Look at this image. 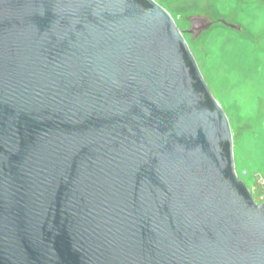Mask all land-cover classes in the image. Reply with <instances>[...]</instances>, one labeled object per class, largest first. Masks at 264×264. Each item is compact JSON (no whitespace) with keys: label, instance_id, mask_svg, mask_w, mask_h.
<instances>
[{"label":"water","instance_id":"obj_1","mask_svg":"<svg viewBox=\"0 0 264 264\" xmlns=\"http://www.w3.org/2000/svg\"><path fill=\"white\" fill-rule=\"evenodd\" d=\"M0 264H264V202L154 0H0Z\"/></svg>","mask_w":264,"mask_h":264},{"label":"rangeland","instance_id":"obj_2","mask_svg":"<svg viewBox=\"0 0 264 264\" xmlns=\"http://www.w3.org/2000/svg\"><path fill=\"white\" fill-rule=\"evenodd\" d=\"M172 17L232 132L238 176L264 202V0H154ZM220 21L194 38L189 16Z\"/></svg>","mask_w":264,"mask_h":264}]
</instances>
